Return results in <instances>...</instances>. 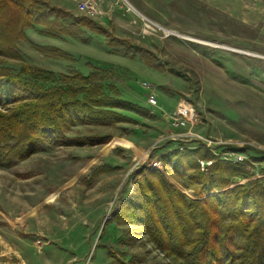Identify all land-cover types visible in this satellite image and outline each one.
I'll return each instance as SVG.
<instances>
[{"label":"rangeland","instance_id":"obj_1","mask_svg":"<svg viewBox=\"0 0 264 264\" xmlns=\"http://www.w3.org/2000/svg\"><path fill=\"white\" fill-rule=\"evenodd\" d=\"M44 1L71 12L68 22L82 15L70 0ZM106 3L103 15L90 18L132 48L107 46L104 36L83 29L46 39L71 60L46 57L35 49L45 39L38 36L44 35L41 26L32 40L17 44L26 62L91 74L107 95L133 107L118 110L126 121L76 123L26 159L0 162V264H111L109 251L132 264H183L149 241L140 218H112L131 200L136 181L158 169L187 197L199 199L163 165V155L174 150L205 152L201 171L214 158L235 164L227 188L264 178V0ZM143 19L153 30L143 32ZM136 47L150 51L153 66ZM2 65L19 70L15 61ZM57 81L75 88L83 83ZM150 90L157 107L147 103ZM3 100L9 103L3 101L0 112H7L13 104L6 91ZM181 101L191 105L195 120L177 129L167 118Z\"/></svg>","mask_w":264,"mask_h":264},{"label":"trees","instance_id":"obj_2","mask_svg":"<svg viewBox=\"0 0 264 264\" xmlns=\"http://www.w3.org/2000/svg\"><path fill=\"white\" fill-rule=\"evenodd\" d=\"M71 16L68 10L44 0H0V104L9 103L3 100L4 91L13 104L7 112H0V162L10 165L26 159L42 143L53 142L76 123L130 119L118 110H129L133 104L116 94L107 95L91 74L47 70L26 62L19 51L18 42L27 38L25 30L36 26L53 37H74L86 29L104 36L107 46L133 47L90 17L77 15L68 22ZM35 49L47 57L72 59L53 46L37 45ZM134 52L153 66L149 50L136 47ZM7 60L15 61L19 70L3 66ZM58 77L83 83L78 88L63 86L57 84ZM205 155L199 150H174L162 159L163 165L172 167L171 176L199 199L187 197L163 171L151 168L136 181L131 200L112 218L118 222L140 218L149 241L183 264H264V178L227 188L237 175V166L214 158L201 171L198 159H206ZM215 190L221 191L210 194ZM109 255L111 264H132L115 252Z\"/></svg>","mask_w":264,"mask_h":264},{"label":"built area","instance_id":"obj_3","mask_svg":"<svg viewBox=\"0 0 264 264\" xmlns=\"http://www.w3.org/2000/svg\"><path fill=\"white\" fill-rule=\"evenodd\" d=\"M74 3L76 11L81 13L82 15L88 17H98L104 14L105 10L103 7L104 0H70ZM127 10L128 7H127ZM144 20V19H143ZM152 26H154L151 22L144 20L143 24V32H149V30H153ZM143 85H147V83H143ZM147 103L151 106L157 107V99L153 90L149 91V95L147 97ZM168 121L173 128H186L189 125H192L195 120V113L190 104L181 101L177 104L175 109L168 114ZM199 140L202 138L199 135H195V139Z\"/></svg>","mask_w":264,"mask_h":264},{"label":"crops","instance_id":"obj_4","mask_svg":"<svg viewBox=\"0 0 264 264\" xmlns=\"http://www.w3.org/2000/svg\"><path fill=\"white\" fill-rule=\"evenodd\" d=\"M37 27H38V26L33 27V28H27V29L25 30V32H26V36H27L28 39L32 40L31 35H32V34L34 35V34L36 33L35 30L37 29ZM39 27H40V26H39ZM36 34H38V33H36ZM38 36H39V37H43V38H45V39H43V40H44L43 42H41V41L39 42L40 45H48V46H53V47L59 48V46H57V44L54 45V44H52L50 41L46 40V39L57 40V39H58L57 37L48 36V35H39V34H38ZM61 36H64V35H61ZM64 37H66V36H64ZM20 42H22V41H20ZM59 49H60V48H59ZM38 52H39V51H38ZM39 53L42 54L41 52H39ZM42 55H44V54H42ZM44 56H46V55H44ZM46 57H47V56H46Z\"/></svg>","mask_w":264,"mask_h":264},{"label":"water","instance_id":"obj_5","mask_svg":"<svg viewBox=\"0 0 264 264\" xmlns=\"http://www.w3.org/2000/svg\"><path fill=\"white\" fill-rule=\"evenodd\" d=\"M103 7L105 10H108V6H107V3H106V0L103 1Z\"/></svg>","mask_w":264,"mask_h":264}]
</instances>
